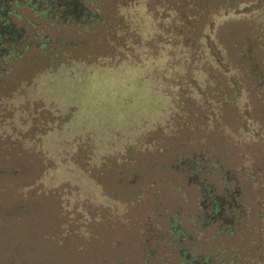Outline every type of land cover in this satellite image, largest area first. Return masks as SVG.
<instances>
[{
  "label": "rangeland",
  "instance_id": "obj_1",
  "mask_svg": "<svg viewBox=\"0 0 264 264\" xmlns=\"http://www.w3.org/2000/svg\"><path fill=\"white\" fill-rule=\"evenodd\" d=\"M20 2L0 54V264H264V0H75L97 15L75 20ZM198 161L238 210L205 221Z\"/></svg>",
  "mask_w": 264,
  "mask_h": 264
},
{
  "label": "trees",
  "instance_id": "obj_2",
  "mask_svg": "<svg viewBox=\"0 0 264 264\" xmlns=\"http://www.w3.org/2000/svg\"><path fill=\"white\" fill-rule=\"evenodd\" d=\"M10 1H14L15 3H21L20 1L21 0H0V18H4L3 15H4V12H14L13 8H11L9 6V3ZM54 1V0H53ZM70 3V6H69V9H66L63 2L64 0L62 1V5L60 7H58L56 4H52V2L49 3V0H45V7L43 9H41L40 11L44 14V15H47V16H53V15H56V12H57V15L58 17H64L66 20H75L77 19L78 17H82V19H85L86 17H92L93 16V19L94 18H97V15L94 13H91V12H87V10L85 9H82L81 11V14L78 15V12H80V6L79 4H76L75 3V0H67ZM33 4H34V7H35V10H37L38 8V3L33 1ZM76 4V5H75ZM8 7H7V6ZM231 5H234V3H231ZM73 7V9H72ZM11 9V11H10ZM75 9H77V11H74ZM233 9V8H232ZM5 19V18H4ZM87 20H92L91 18L87 19ZM13 37H5V29L0 25V54H2L3 52H6V43H15L16 42V38H15V35L12 33ZM0 57L2 58V56L0 55ZM192 176L189 178L191 181H193L197 187H199V190H200V194H201V206L202 208H204L206 205H208V203L213 199V198H222L228 194L227 193V190H225V188H223L224 190V194L222 195H216L214 192H213V189L212 187L210 186V184L206 183L205 179L203 178H200L198 179L197 175H198V171L202 169V166L200 164V161L198 162H191L190 164L186 165ZM224 183V181H222ZM232 191H235V190H232ZM236 192V191H235ZM214 200V199H213ZM202 217L205 219V221H208L210 218H209V215L208 213H203L202 214ZM175 222V221H173ZM171 230L175 231L176 235L175 236H185L183 230L181 229H178L177 227H175L173 225V227L171 228ZM176 238V237H175ZM178 239V238H176ZM181 254H183V257L184 259L186 260L185 263L183 264H211L210 260L208 259V257H205V256H201V257H197V256H194V257H189L187 254H186V251L182 250L181 251ZM220 264H223V262H221Z\"/></svg>",
  "mask_w": 264,
  "mask_h": 264
},
{
  "label": "flooded vegetation",
  "instance_id": "obj_3",
  "mask_svg": "<svg viewBox=\"0 0 264 264\" xmlns=\"http://www.w3.org/2000/svg\"><path fill=\"white\" fill-rule=\"evenodd\" d=\"M69 1L64 0L63 4L65 6L66 9H69L70 6ZM78 4V3H76ZM75 4V5H76ZM11 11V9H10ZM0 25L5 29V37L9 38V34L11 32L10 27L8 26L9 23L7 22V19L5 18H0ZM8 27V29H7ZM228 194H226L223 199L221 198H213L209 203H208V215L210 220L212 221H217L219 218L222 217V213L224 212V210H227L229 212H231V209L234 208L236 210H238L239 205H237L235 203V196L237 191H227Z\"/></svg>",
  "mask_w": 264,
  "mask_h": 264
}]
</instances>
